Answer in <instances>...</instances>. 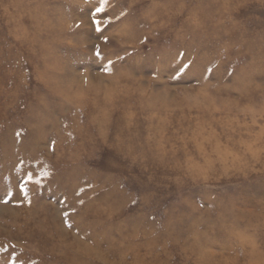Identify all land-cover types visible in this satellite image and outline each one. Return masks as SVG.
<instances>
[{
    "label": "rangeland",
    "instance_id": "rangeland-1",
    "mask_svg": "<svg viewBox=\"0 0 264 264\" xmlns=\"http://www.w3.org/2000/svg\"><path fill=\"white\" fill-rule=\"evenodd\" d=\"M0 264H264V0H0Z\"/></svg>",
    "mask_w": 264,
    "mask_h": 264
},
{
    "label": "snow or ice",
    "instance_id": "snow-or-ice-1",
    "mask_svg": "<svg viewBox=\"0 0 264 264\" xmlns=\"http://www.w3.org/2000/svg\"><path fill=\"white\" fill-rule=\"evenodd\" d=\"M97 11H102V9H101V8H98ZM28 179H29V180H32V176L29 175V176H28ZM37 182H38V181H37Z\"/></svg>",
    "mask_w": 264,
    "mask_h": 264
}]
</instances>
